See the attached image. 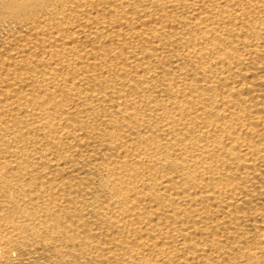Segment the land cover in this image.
<instances>
[{"label": "bare ground", "instance_id": "6f19581e", "mask_svg": "<svg viewBox=\"0 0 264 264\" xmlns=\"http://www.w3.org/2000/svg\"><path fill=\"white\" fill-rule=\"evenodd\" d=\"M0 264H264V0H0Z\"/></svg>", "mask_w": 264, "mask_h": 264}]
</instances>
